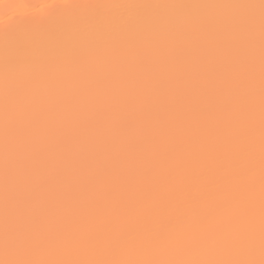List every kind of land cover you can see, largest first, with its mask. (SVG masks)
<instances>
[{
    "label": "snow or ice",
    "instance_id": "6c2138e0",
    "mask_svg": "<svg viewBox=\"0 0 264 264\" xmlns=\"http://www.w3.org/2000/svg\"><path fill=\"white\" fill-rule=\"evenodd\" d=\"M0 10V264H264V0Z\"/></svg>",
    "mask_w": 264,
    "mask_h": 264
},
{
    "label": "bare ground",
    "instance_id": "6f19581e",
    "mask_svg": "<svg viewBox=\"0 0 264 264\" xmlns=\"http://www.w3.org/2000/svg\"><path fill=\"white\" fill-rule=\"evenodd\" d=\"M45 2V0H0V3H30V4H41ZM3 13L2 10H0V20H2Z\"/></svg>",
    "mask_w": 264,
    "mask_h": 264
}]
</instances>
